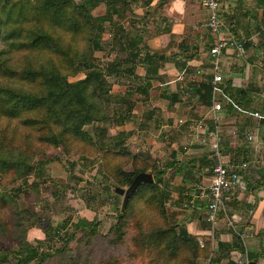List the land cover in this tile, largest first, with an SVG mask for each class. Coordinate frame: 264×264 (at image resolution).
Segmentation results:
<instances>
[{
  "label": "trees",
  "instance_id": "obj_1",
  "mask_svg": "<svg viewBox=\"0 0 264 264\" xmlns=\"http://www.w3.org/2000/svg\"><path fill=\"white\" fill-rule=\"evenodd\" d=\"M164 1L166 0H159L161 4ZM101 2L106 3V14L93 16L91 10ZM148 2L150 0H145L146 4ZM261 2L263 8L261 15H264V0ZM120 6L124 9L127 6L126 0H82L81 3L75 0H0V36L7 46L6 49H0V117L20 118L24 126L33 132H40L37 134L39 144L36 148L33 142L30 144L24 142L20 144L17 152L7 151L11 150L12 146L5 142L8 137L6 135L16 140L13 131L5 134L0 140V152L5 155L4 158L0 157V174L9 175L12 182L20 178L25 179L29 174L31 168L27 152L29 149L35 148L36 151L37 147L59 145L67 151L70 148V141L90 143L96 149L97 139L103 138L106 149L99 150L102 155L117 160L110 170L120 185L129 186L138 173L147 172L151 167L140 153L132 154L122 148L123 136L126 135L123 132H118L112 139H106L104 135L106 130L103 128L96 127L92 135L83 129L94 121H121L127 117L126 112L129 111L126 107L117 116L111 109V101L108 98L110 90L108 71L94 61L92 54L101 49L99 39L104 21L111 20V11H116L117 15H120L118 12ZM261 17L255 16V28L258 37L264 41V20ZM207 33L210 43L208 46L205 44L204 48L207 47L209 51L213 38L209 31ZM239 39L244 42L248 51L249 42ZM83 46L85 49H81ZM9 52L12 54L23 52L18 65L9 62L6 56ZM37 52L48 57L43 61L37 59L33 62L29 55ZM78 72H82L84 78L68 80V76H74ZM147 75L149 77V70ZM212 79L213 74L208 75L204 81L193 84L190 88L193 89V94L198 95V104L204 108H208L213 102ZM219 85L229 98L220 95L216 97L222 104V112L225 117L237 118L236 124L242 136L246 129L254 126L252 117L243 112L253 111L250 107L251 101L254 100L253 90L248 85L245 88H233L231 79L225 77ZM186 91H189V88ZM184 125L188 127L191 122L187 121L182 126ZM212 126L213 123L210 124V128ZM193 145L194 148L204 150L200 143ZM46 148L44 152H47ZM220 149L221 152H232V149H229L227 134H221ZM202 159L192 163L190 167L186 166L184 161L175 163L174 158L168 164L171 166L177 164L178 174L184 170L190 174L196 166V172L191 174L196 177L198 171L203 173L204 164H208L210 170L215 163L211 156L209 159L212 164L203 162ZM128 165L130 169L126 170ZM162 172L156 171L152 182L140 183L130 194L124 211H119L116 222L109 231L110 236L104 237L105 242L117 247L128 239L139 255L151 256L153 264H203L210 255L211 243L209 240L200 242L199 236L188 234L184 222L168 220L165 202L169 198V193L165 186L160 184ZM183 179L191 184L199 183L196 180H189V177L187 179L184 176ZM4 198L3 195L0 197L3 203ZM137 200L141 201L152 215L146 214L142 208L137 209ZM13 216V226L8 229L16 239H19L18 247L14 250H0V264L9 263L11 253L16 264H88L83 246L92 243L98 237L95 220L79 218L75 222L74 226L82 233V238L78 239L75 248L63 243L54 249L43 251L39 250L43 245L42 240H38L37 247L25 238L26 228L39 222V214L29 210L22 213L16 210ZM132 217L136 219L134 227L136 232L129 238L126 234L127 227L133 223ZM205 223L203 227L209 228V223L206 221ZM235 237L234 235L232 244H219L226 246L224 255L232 249H243ZM123 256L109 255L96 264H125L127 260ZM131 257L134 259V254ZM217 261L214 260V264H218Z\"/></svg>",
  "mask_w": 264,
  "mask_h": 264
},
{
  "label": "crops",
  "instance_id": "obj_2",
  "mask_svg": "<svg viewBox=\"0 0 264 264\" xmlns=\"http://www.w3.org/2000/svg\"><path fill=\"white\" fill-rule=\"evenodd\" d=\"M126 2L124 9L119 7L120 15L111 11L112 23L117 16L122 21L119 31L112 25L105 49L110 57L106 62L110 96L119 99L129 111L126 112L127 117L115 122L110 131L117 130L126 135L131 133L133 136L142 124L151 126L155 131H165L164 137L167 138L173 132H182L185 137L197 120L210 128L209 107L199 105L198 95L190 89L193 84L213 74L207 47L204 48L210 43V37L201 25L206 11L200 0H166L162 4L159 0H150L148 4L145 0ZM221 4L224 22L235 29L237 37L250 44L245 58L224 54L221 73L226 79H231L233 88L248 85L253 90L252 96H264V91L257 93V87L264 83V44L255 28L256 15L264 20L262 2L223 0ZM147 70L150 71L149 77ZM188 88L189 91H186ZM255 111L243 112L252 119H259L249 114ZM180 119L190 121L191 125L176 128ZM236 120V117H225L223 113V119L217 126L220 134L228 135L229 149H232V152H221L222 159L237 162L235 159L241 156L238 162L247 163V169L242 172L241 185L230 191L229 199L213 222L207 220V200L204 197L211 175L205 177L208 184L186 185L188 190L184 193L191 197L188 203L193 200L195 207L185 203L187 213L180 216L184 220H177L184 222L188 234L199 236L200 242L210 241L206 264H214V260H218V264H236L238 258L264 264V134L247 132L245 136L251 134L253 141L240 138L236 132ZM256 123L257 131L264 132V119ZM191 147L192 163L202 158L203 162L213 163L207 146L203 150L183 144L186 150ZM197 174L203 173L198 171ZM205 221L209 223V228L203 227ZM234 235L243 249H232L224 255L226 246L219 244H232Z\"/></svg>",
  "mask_w": 264,
  "mask_h": 264
},
{
  "label": "rangeland",
  "instance_id": "obj_3",
  "mask_svg": "<svg viewBox=\"0 0 264 264\" xmlns=\"http://www.w3.org/2000/svg\"><path fill=\"white\" fill-rule=\"evenodd\" d=\"M75 1L78 3L82 2V0ZM106 9V3L101 2L91 10V14L99 17L106 14ZM121 21L122 18H118V16L114 23H112L113 19L104 21L103 31L99 39L101 49L92 52L95 58L94 61L98 65H102L104 69L106 68L107 59L110 58L105 47L106 42L110 39L111 27L115 25L116 29H118ZM260 41L262 40L260 39ZM262 42L264 44V41ZM75 44L77 45L76 42ZM6 48V43L0 36V49ZM81 49H85V47L83 46ZM21 54L23 52L13 54L9 52L6 56L9 62L16 66L21 60ZM29 56L33 62L37 59L43 61L48 57L40 52ZM82 78H84L82 72H78L74 76H68L69 81ZM260 91H264V83L257 87V93ZM254 95V100L251 101L250 107L264 114V96ZM108 98L111 101L110 107L113 112L116 115H120V111L126 107L122 105L119 99L111 98L110 93ZM252 120L254 126L244 131L242 134L244 139L247 132L251 134L259 133L256 135L261 136L264 134V132L256 129V122L259 119ZM113 125H115V122L113 123L111 120L105 122L94 121L84 126L83 129L92 135L96 127L103 128L106 130L104 133L106 139H112L120 132L117 130L111 132L110 128ZM239 129L236 125V132L240 134ZM10 131L16 134V140L6 135L8 137L5 142L12 146V149H7V151L17 152L20 144L22 145L24 142L29 144L33 142L35 148L39 144L37 134L40 132H33L30 128L24 126L20 118L0 117V140L4 138L5 134H9ZM138 131L137 134V131L133 132L137 137L131 136V133L123 136L122 148L127 149L132 154L140 153L149 162L148 164L151 167H149L147 172L152 174L153 180L156 171H163L160 184L164 185L169 193V198L165 202L168 220L171 222L184 220L180 216L186 215L184 204H187L191 198L188 197V193H184L188 190L185 186L191 185V183L186 182L183 177L185 176L187 179L189 177V180L208 184V180L205 177L212 174V168L209 170L210 166L204 164L203 175L205 176L196 174L195 177V175H191L192 172H196V166H194L195 170H191L190 174L188 172L185 173V170L178 174V170H176L177 164L171 166L168 162L170 163L172 158H174L175 163L184 161L186 166H192L191 156H193V149L191 147L190 150H186L183 148V144L192 146L195 143L185 141L187 134L184 137V135H181L183 134L182 132L178 134L173 132L165 138V131H155L151 126L142 124L141 126L139 125ZM242 137L240 136V138ZM97 143L96 149L90 143L77 141H70V148L67 151L63 150L59 145H48V148L45 147L47 152L43 151L45 148L37 147L36 151L35 148H31L27 151L31 168L25 179L20 178L12 182L9 175L3 176L0 174V197L2 195L5 196V203L0 201V250H14L18 247L19 239H16L8 228L13 226V215L16 210L21 213L29 210V212L33 211L39 214L40 220L26 228L25 238L30 244L37 247L39 246L38 240H42L43 245L39 247V250L54 249L63 243L75 248L78 245V239L82 238V233L74 224L79 218H84L95 220L98 231V237L92 243L83 246L88 257V264H96L99 260L109 255L118 257L124 255L123 257L127 260L125 264H153L151 256L139 255L128 239L117 247H112L105 242L104 237L110 236L109 231L115 224L119 211H124L122 210L123 196L116 194L114 188H127L128 185H120L111 174L110 169L116 164L117 160L102 155L99 148L101 150L106 149L105 140L98 138ZM244 143L249 146L246 142ZM41 146L43 145L41 144ZM173 153L175 154L174 156ZM154 154H160L161 156L154 157ZM0 157H5L3 152H0ZM240 158L241 156L237 157L235 161H240ZM129 169L130 165L126 166V170ZM136 205L137 209L141 210L142 208L146 214L152 215L148 208H144V204L141 201L137 200ZM131 220L133 223L127 227L126 234L129 238L136 232L134 228L136 227V219L132 217ZM70 236H72L71 239L69 238ZM132 254H134V259L131 257ZM10 256V262L7 264H16L13 259V253ZM206 262L207 259L203 264H206Z\"/></svg>",
  "mask_w": 264,
  "mask_h": 264
},
{
  "label": "built area",
  "instance_id": "obj_4",
  "mask_svg": "<svg viewBox=\"0 0 264 264\" xmlns=\"http://www.w3.org/2000/svg\"><path fill=\"white\" fill-rule=\"evenodd\" d=\"M206 11V17L202 21V27L212 35V44L209 47L210 65L213 72L212 94L213 102L208 108L209 118L213 123L211 128H206L202 121L197 120L192 127V131L186 136L188 143H200L207 146L211 152V157L216 164L212 168L210 183L205 189L204 197L207 200V220L213 222L216 215L224 208L225 202L229 199V193L233 188L241 185L242 172L247 169L246 162L224 161L220 149L221 134L217 123L223 119L222 104L217 96L228 98L219 85L222 81V56L227 53L236 54L240 57H247V49L234 31L227 26L221 16L222 5L220 0H200ZM250 115L264 119V115L255 111ZM187 121L180 119L176 123V128L182 126ZM247 140L253 141V136L247 134ZM199 189V187L197 188ZM204 191V190H203ZM186 206L195 207L194 201L190 200ZM236 264H263L253 262L247 258H238Z\"/></svg>",
  "mask_w": 264,
  "mask_h": 264
},
{
  "label": "water",
  "instance_id": "obj_5",
  "mask_svg": "<svg viewBox=\"0 0 264 264\" xmlns=\"http://www.w3.org/2000/svg\"><path fill=\"white\" fill-rule=\"evenodd\" d=\"M153 177L149 172L138 173L127 188L115 187L114 192L118 195L123 196L122 210L125 209L130 194L138 187L142 182H152Z\"/></svg>",
  "mask_w": 264,
  "mask_h": 264
}]
</instances>
